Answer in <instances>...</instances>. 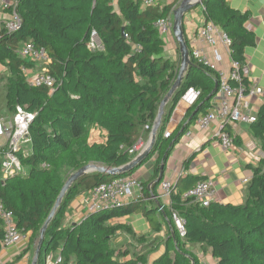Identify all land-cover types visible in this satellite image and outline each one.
<instances>
[{
	"label": "trees",
	"instance_id": "16d2710c",
	"mask_svg": "<svg viewBox=\"0 0 264 264\" xmlns=\"http://www.w3.org/2000/svg\"><path fill=\"white\" fill-rule=\"evenodd\" d=\"M179 1L142 9L137 0H118L117 7L113 0H17L21 28L8 32L3 23L0 65L5 69L0 74V118L12 119L17 104L35 116L29 127L30 147L18 152L27 172L0 180V198L13 212L17 226L30 236V247L39 239L40 229L72 172L89 163L109 167L126 164L138 154L130 149L150 136L159 106L176 81L180 64L179 49L176 60L164 55L166 43L155 23L171 15ZM203 4L206 19L231 38L232 59L245 64L246 48L256 45V34L246 24L249 12L232 8L228 0H203ZM6 11L10 13L11 9ZM93 29L103 46L94 51L87 45ZM27 42L48 52L51 71L58 80L54 90L28 82L24 69L36 63L19 54ZM242 82L247 85L249 79ZM230 83L237 85L232 80ZM216 85L219 89L218 73L192 58L181 85L168 102L148 156L123 174L94 171L77 179L46 229L37 264H46L50 253L61 255L59 264H200L198 250H210L216 264H264V158L253 166L244 201L239 204L212 201L205 206L185 198L187 190L206 179L201 175L181 177L169 206H163L158 197L164 175L160 183L150 186L162 163L165 171L181 136L212 107ZM190 88L200 90L199 98L186 111L177 131L165 137L168 110ZM251 127L264 145V104ZM226 130L231 133L229 128ZM95 131L104 135L94 136ZM153 157L151 175L142 181V198L89 212L80 222L64 226L77 196L86 195L104 182L132 175ZM158 208L168 222L165 238L137 234L130 224L113 222L142 213L151 230L159 233L162 222L154 216ZM174 212L183 222L184 235L176 225ZM4 232L0 221V241ZM121 234L131 242L117 247L115 239ZM162 246L164 252L150 262Z\"/></svg>",
	"mask_w": 264,
	"mask_h": 264
},
{
	"label": "built area",
	"instance_id": "2783aa9c",
	"mask_svg": "<svg viewBox=\"0 0 264 264\" xmlns=\"http://www.w3.org/2000/svg\"><path fill=\"white\" fill-rule=\"evenodd\" d=\"M140 7L145 9L154 6L157 0H137ZM205 13L203 1L200 2ZM17 0H0V10L11 9L8 18L4 21V26L8 32H14L21 28L22 18L16 10ZM193 9L188 13H192ZM187 13V14H188ZM165 43L173 41L175 36L173 33V13L167 17L158 19L155 23ZM1 35V29H0ZM190 56L198 62L214 69L219 75L220 87L218 94L220 100L217 104H212L205 113L201 114L193 127L189 128L185 134L191 136L194 129L200 131H208L214 122H220V130L216 133L217 140L224 149H229L234 145L232 135L226 130L228 125L235 123L252 124L257 120V112L252 105L251 99L255 95L263 94L264 89L258 83H252L249 80L247 85L243 84L244 78L250 77V67L247 63L241 65L232 59L231 68L229 71L221 69L218 64L222 62V57L218 53V46H223L230 52L231 38L229 35L212 20L205 19L204 22L195 29L192 36L189 38ZM204 42L207 48L200 45ZM88 47L91 50L102 49L101 39L95 29L92 30ZM212 52L216 58L212 59ZM19 54L27 57L38 65V69L34 74H30L28 69H24L28 82L36 87H49L54 90L57 86V77L51 71V58L44 48L37 47L32 42H27L19 49ZM231 55V53H230ZM235 81L236 86L230 81ZM201 92L198 89L190 88L180 99L185 105L190 107L199 98ZM34 114L25 110L21 105H16V111L12 119L0 118V139L5 138V142L0 144L1 164L3 179L18 174H26V169L22 165L18 152L26 151L29 146V127L34 119ZM171 131L167 128L164 131V136L169 137ZM146 144L140 140L135 145L131 152H140ZM175 181L164 179L161 182L159 189V198L166 197L170 200L171 193L175 188ZM217 187L213 179L207 178L199 181L195 186L187 190L184 194L185 198H192L200 202L202 205H209L216 200ZM84 196V200L88 206V213L108 208L111 206H121L132 201H137L143 197L142 181L132 175H127L104 182L91 189ZM173 218L181 233L185 234V229L179 215L174 212ZM0 221L4 225V236L0 241V253L2 249L23 242L27 235L17 226L15 216L12 211L8 210L4 201L0 198ZM62 261L61 255L50 253L46 258V264H59Z\"/></svg>",
	"mask_w": 264,
	"mask_h": 264
},
{
	"label": "crops",
	"instance_id": "0c3cea01",
	"mask_svg": "<svg viewBox=\"0 0 264 264\" xmlns=\"http://www.w3.org/2000/svg\"><path fill=\"white\" fill-rule=\"evenodd\" d=\"M117 1L118 0H113L115 7H117ZM173 1L175 0H157V3L165 5ZM228 1L232 8L242 12H249L250 14L246 24L248 28L253 30L256 34V45L247 47L245 51L246 63L250 67L249 80L252 83L260 84L264 89V0ZM8 16L9 12L0 10V29ZM205 19L206 16L200 3L193 9L192 13L185 15L184 29L189 45V38ZM174 43H177L175 38L173 41L166 44L164 55L176 60L179 54L177 49L178 43L177 45H173ZM199 44L207 48L206 43L200 42ZM217 50L223 59L218 66L225 71H229L232 63L230 52L221 46V44L218 46ZM214 58H216V56L212 52V59ZM4 69L5 68L0 65V74ZM37 69L38 65L35 64L33 68L28 69V72L34 74ZM219 98L220 96L217 93L212 99V104H217L220 100ZM251 102L254 109L258 111L264 104V93L253 96ZM188 109L189 107L185 106L181 101L175 106L170 120L167 123V128L171 133L177 131L179 125L184 121L185 113ZM191 127H193V124L189 126V128ZM227 128L230 129V134L234 139V145L229 149H224L217 140L216 133L220 130L219 121L214 122L208 131L194 129L193 134L189 137L184 133L175 144L166 162L164 179L175 181L177 184L181 177H185L188 174L201 175L206 177V179L211 178L217 187L216 200L214 201L232 204L242 203L245 197V188L253 176V166L258 165L260 160L264 158V145L261 138L255 136L251 124L235 123L228 125ZM95 135L103 136V133L95 131L94 136ZM148 139L149 137L144 140V144L147 143ZM4 142L5 138L2 137L0 139V144ZM1 159L0 153V164ZM154 161L155 157L136 172L141 181L150 177L151 167ZM2 179L3 172L1 169L0 180ZM160 186L161 183L159 189ZM160 199L163 206H169V199L166 197ZM88 211L84 196H77L66 215L64 226L80 222L88 214ZM154 216L158 221L162 222L159 233H154L151 230L149 221L142 213L120 217L113 222L130 224L137 234H146L150 236L159 234L161 237L165 238L168 222L166 221L164 213L158 208ZM29 239L30 236L27 235V238L18 245L2 249L0 253V264H33L36 243L30 247ZM127 242H131V239L121 234L115 239V246H125ZM164 250L165 247L162 246L160 252L151 256L150 262L157 258L160 253L164 252ZM197 252L201 260L200 264H216V259L213 257L210 250L203 253L199 250Z\"/></svg>",
	"mask_w": 264,
	"mask_h": 264
},
{
	"label": "water",
	"instance_id": "95a60500",
	"mask_svg": "<svg viewBox=\"0 0 264 264\" xmlns=\"http://www.w3.org/2000/svg\"><path fill=\"white\" fill-rule=\"evenodd\" d=\"M201 1H203V0H180L179 4L176 6V8L173 11V33H174L175 39L178 43V49H179V53H180V64H179L178 75H177V79L174 82L171 90L169 91L167 96L162 100V102L159 106V111H158L156 121L154 122V125L151 129L150 136H149V139H148L145 147L131 161H129L128 163L123 164L121 166L109 167V166H105V165L98 164V163H89V164L81 167L80 169L76 170L75 172H73L67 178V180L65 181V183H64V185H63V187H62V189H61V191H60V193H59V195L55 201V204H54L51 212L49 213L47 219L45 220L43 226L40 229L39 239H38L36 249H35L33 264H37L38 258H39L40 253H41L42 245H43V242L45 240L46 229H47L49 223L51 222V220L55 216L66 192L68 191V189L72 186V184L77 179H79L80 177L87 175L91 172H94V171H98V172L105 173L108 175H116V174L126 173V172L132 170L133 168H135L137 165H139L150 153V151H151V149L155 143V140H156L157 131H158V129L162 123L164 115L166 114V110H165L166 106H167L168 102L170 101V98L172 97V95L176 91V89L179 88V86L181 85L185 74L188 72L189 67L192 64V59L190 56V49H189V46H188V43H187L186 37H185L184 18H185V15L190 10L194 9ZM217 92H218V87L216 85V88H215L213 94L216 95ZM174 109H175V106H172L168 110L169 120H170V116L173 113ZM187 123L188 122H186L185 125ZM181 131H182V129L179 131L177 136H179ZM173 143H174V141H173ZM163 175H164V163H162V165H161L160 173H159L158 177L150 184V186H152L155 183H160V181L163 178ZM193 264H194V262H193Z\"/></svg>",
	"mask_w": 264,
	"mask_h": 264
},
{
	"label": "rangeland",
	"instance_id": "374dc122",
	"mask_svg": "<svg viewBox=\"0 0 264 264\" xmlns=\"http://www.w3.org/2000/svg\"><path fill=\"white\" fill-rule=\"evenodd\" d=\"M173 45H177V43H174ZM175 49H176V48H175ZM177 49H178V48H177ZM2 89H3V87H2V85H0V90H2ZM102 133H103V132H102ZM103 135H104V133H103ZM136 172H137V171H136ZM136 172L133 173V175H134L135 177H138V175L136 174ZM72 173H73V172H72ZM72 173H71V174H72ZM71 174H70V175H71ZM70 175H69V176H70ZM37 242H38V240H36V242H35L36 245H37ZM154 256H155V255H154Z\"/></svg>",
	"mask_w": 264,
	"mask_h": 264
}]
</instances>
